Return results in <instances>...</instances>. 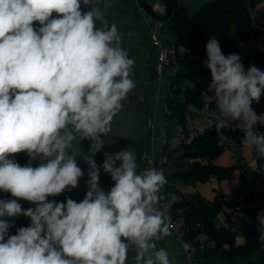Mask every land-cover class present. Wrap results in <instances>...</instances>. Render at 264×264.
Segmentation results:
<instances>
[{"label":"clouds","instance_id":"clouds-1","mask_svg":"<svg viewBox=\"0 0 264 264\" xmlns=\"http://www.w3.org/2000/svg\"><path fill=\"white\" fill-rule=\"evenodd\" d=\"M81 3L91 10L82 14ZM96 3L0 0V192L12 197L0 199V264H125L130 248L136 264H171L168 251L157 250L170 234L156 208L163 172L137 174L132 148L105 152L100 167L94 160L136 87L134 60ZM205 50L208 88L220 113L209 125L225 139L222 130L239 122L241 143L264 157V134L256 130L264 126V113L251 107L264 92V71L254 64L246 69L239 54L225 56L215 35ZM82 141H91L83 157L89 177L84 199L50 201L78 187L84 173L77 165L81 151L73 149ZM21 152L29 157L23 166L11 158ZM101 167L114 182L108 193L100 187ZM19 200L34 207L24 209ZM17 216L30 222L9 235L14 222L3 218ZM256 220L264 247V211Z\"/></svg>","mask_w":264,"mask_h":264},{"label":"crops","instance_id":"crops-1","mask_svg":"<svg viewBox=\"0 0 264 264\" xmlns=\"http://www.w3.org/2000/svg\"><path fill=\"white\" fill-rule=\"evenodd\" d=\"M141 1L97 0L96 6L103 11L109 27L113 23L117 25L119 34L127 28L133 30V34L127 40L129 58L134 60L130 78L136 85L132 91L146 103V120L148 122L156 121V128L154 130L149 129L147 132V147L151 148L153 145L161 146L164 144L162 132L165 130L169 86L173 76L177 73L182 74V83L187 89L196 87L201 76L194 66L172 57L167 59L164 66L160 65V54L152 46L149 24L145 20V14L141 9ZM208 1L210 0H190L182 6L177 5L168 18H165V0H146V3L152 9L150 12H154L156 16L165 21L169 37H173H170V39H180L181 27L189 21L193 22L196 12ZM239 46L241 49H253L252 40L242 41ZM210 95V105L214 108L216 114L220 115L214 92L210 93ZM194 117L191 116L190 120L192 121ZM188 121L189 119L187 118V123L184 126L176 124L172 135L180 129L188 130ZM233 126L244 129L239 122H233ZM88 143V141L76 143L73 150L83 149L88 146ZM181 153L182 151L179 149L172 152L171 160L164 173L165 178H170L167 186L176 188L184 193L198 191L205 199L211 202L218 201L220 196L224 197L240 190L248 179L247 173L260 167L259 153L255 150V147H245L240 143L235 149L223 151L214 160L219 166L233 167L230 178H218L215 176L207 180L181 182L177 177H174L180 168L175 163V157ZM186 161H188V157L182 158V162ZM170 188L168 189L170 190ZM168 194H170V191H168ZM179 218L184 219L183 216H179ZM253 230L255 238L251 243H249L250 236L247 233V229L245 231L237 230L222 233L223 244L227 248L226 252L224 254L211 253L198 264H264L262 257L263 247L258 240L260 231L257 228V222L254 224ZM206 234L208 233L201 232L193 240L202 239ZM159 242L168 251L172 264H191L182 247L181 240L171 230L170 234L162 237Z\"/></svg>","mask_w":264,"mask_h":264},{"label":"trees","instance_id":"trees-1","mask_svg":"<svg viewBox=\"0 0 264 264\" xmlns=\"http://www.w3.org/2000/svg\"><path fill=\"white\" fill-rule=\"evenodd\" d=\"M262 0H210L196 12L194 20L189 27L187 38L177 40V43L186 44L191 48V55L183 58V61L194 66L201 76L196 87L187 89L184 96H181L179 87L183 85L182 74H175L171 80L169 87L167 113L165 117L164 128L167 137L172 135L173 128L176 124L186 125L187 115L186 109L189 102L194 104L201 103L202 93L209 90L211 83L210 71L203 66V62L207 59L206 43L210 36L215 35L219 40L222 53L227 56L230 53L239 54L242 63L247 69L251 65H255L261 71H264V58L257 49H241L239 43L242 41L255 40L258 31L253 27L250 8L255 6ZM142 5L152 11L146 0H142ZM166 15L168 18L177 6V0H165ZM178 88H174V86ZM260 108H264V92L259 102H253ZM256 130L260 134H264L263 127L256 125ZM245 129L235 128L233 122L230 128L222 130L225 136L235 138L239 143L244 137ZM220 134L217 133L215 125L207 132L195 138L189 144H182L176 150L182 153L175 157V163L179 168L176 176L181 182H190L192 180H207L211 175L218 178L232 176L233 167H222L217 165L214 160L223 152L218 146ZM188 157V161L182 162V158ZM22 166L25 163V152L15 154L13 157ZM208 159L205 162L204 159ZM260 168H264V157L260 160ZM166 183L160 189L161 195L167 197L173 194H179L183 199L173 206L175 216H183L185 229L183 239L190 241L194 237L205 232L215 237L219 244H223L224 232L227 230H219L213 227V222L217 214L223 209L224 197L220 196L218 201L211 202L205 199L200 192L192 191L184 193L176 188L167 186L170 178H165ZM170 188V190L168 189ZM242 188L248 189L244 207L249 214L247 224V233L250 236L249 243L255 238L253 230L254 224L257 222L258 213L264 211V187L259 189L252 178H248ZM170 191V194H168ZM9 193L0 192V199L9 196ZM24 209L27 207V201H18ZM16 221L18 228L27 226V218L22 216L9 218ZM200 223L201 226H197ZM223 233V234H222ZM228 234V233H227ZM226 250L223 252V254ZM264 260V247L262 251Z\"/></svg>","mask_w":264,"mask_h":264},{"label":"built area","instance_id":"built-area-1","mask_svg":"<svg viewBox=\"0 0 264 264\" xmlns=\"http://www.w3.org/2000/svg\"><path fill=\"white\" fill-rule=\"evenodd\" d=\"M140 1V0H138ZM190 0H177V5L182 6ZM141 9L145 14V20L149 24V29L151 33V43L160 54V65H165V62L169 57L176 60L183 59L191 55V48L182 43H177L175 39H170L168 32L164 29L165 21L156 16L154 12H150L146 6L141 5ZM250 16L252 25L257 29L258 35L255 40H252V48L257 49L264 58V0L258 2L255 6L250 8ZM133 34L131 28L124 29L119 35L123 37H130ZM171 86V83H170ZM169 86V87H170ZM178 88V86H174ZM181 96H184L186 92V87L181 85L179 87ZM211 95L209 92L204 91L202 94V101L200 104H194L189 102L186 109V115L189 119L188 130L180 129L177 133H174L170 137H167L166 131L162 132L164 139V144L161 146L147 147V150L137 166V174H140L145 169L155 168L163 172H166L168 164L171 160V155L174 150L179 148L182 144H189L195 138L203 136L208 129H210L214 123L210 126L209 121L213 120L214 117L218 116L214 108L210 105ZM252 109L260 115L264 113V108H260L256 105H251ZM191 116H195L191 119ZM258 125V124H257ZM263 130H264V126ZM156 128V121L152 120L148 122L146 120V131L149 129L154 130ZM240 143L233 137H227L221 139L219 136L218 146L222 151L235 149ZM258 158L261 160L263 157L260 155ZM208 162V159H204ZM29 162V157L25 153V164ZM38 161H33L32 163H37ZM248 178H252L254 183L259 189L264 187V168H258L255 171L247 173ZM215 177L211 175L210 178ZM248 194V189L241 188L235 193L228 194L224 196L223 209L217 214L214 219L213 227L219 230L227 231H245L249 221V214L244 207V202L246 201ZM159 203L156 208L163 214L165 221L170 226V230L176 234V236L181 240L183 249L186 252L187 258L191 264H198L201 260L206 258L211 253L222 254L227 248L224 244H219L217 239L209 234L199 240H184V229L185 222L184 219H180L179 216L176 217L173 211V206L181 201L183 197L179 194L169 195L163 197L161 192H159ZM4 199H12L11 195L4 197ZM34 207V205L27 202V208ZM3 219L10 220L8 217ZM14 226L9 229V235L16 234L18 225L16 221ZM27 219V226L29 224ZM184 226V229H183ZM197 226H201L200 223Z\"/></svg>","mask_w":264,"mask_h":264},{"label":"water","instance_id":"water-1","mask_svg":"<svg viewBox=\"0 0 264 264\" xmlns=\"http://www.w3.org/2000/svg\"><path fill=\"white\" fill-rule=\"evenodd\" d=\"M82 14L91 10V5L84 6L81 3L80 8ZM55 17V13L53 14ZM95 25L99 29V21ZM34 28L38 29L39 24H34ZM121 37V36H120ZM120 47L122 49L129 50L128 41L121 37ZM122 111L118 113L112 122V133L104 138L105 143L100 152H98L94 160L98 167H100L104 162V153L115 154L122 150L129 148L134 149L137 156V166L142 160L146 150H147V131H146V103L145 101L137 96L133 91L129 93V96L126 101L122 102ZM88 146L83 149H78L75 151H81L80 155L77 156V165L83 170L84 175L78 181V187L72 189L71 191L65 190L62 194L50 197L49 200H55L59 202H66V198H71L76 202H81L84 197L87 189V180L89 179L88 165L86 164L83 157L89 154V144L91 141H88ZM119 165V162H118ZM100 187L105 193H108L111 187L114 186V182L111 179L110 174H107L103 171L102 167L100 168L99 176ZM184 229V226H183ZM163 248L158 241L157 250ZM135 251L130 248L127 254V259L125 264H136ZM171 261V260H170ZM172 264V263H171Z\"/></svg>","mask_w":264,"mask_h":264},{"label":"rangeland","instance_id":"rangeland-1","mask_svg":"<svg viewBox=\"0 0 264 264\" xmlns=\"http://www.w3.org/2000/svg\"><path fill=\"white\" fill-rule=\"evenodd\" d=\"M191 22L192 21H189V22H187L184 26H182L181 27V31H180V33H181V37H180V39H177V40H183V39H186L187 38V33H188V30H189V27H190V25H191ZM166 25V24H165ZM164 29L167 31V29H166V27L164 26ZM171 38H173L172 36H170ZM125 40H128L129 39V37H123ZM178 60H182L183 61V59H178Z\"/></svg>","mask_w":264,"mask_h":264}]
</instances>
